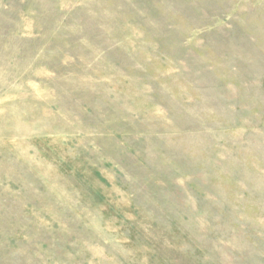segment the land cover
<instances>
[{
  "label": "rangeland",
  "instance_id": "rangeland-1",
  "mask_svg": "<svg viewBox=\"0 0 264 264\" xmlns=\"http://www.w3.org/2000/svg\"><path fill=\"white\" fill-rule=\"evenodd\" d=\"M0 264H264V0H0Z\"/></svg>",
  "mask_w": 264,
  "mask_h": 264
}]
</instances>
